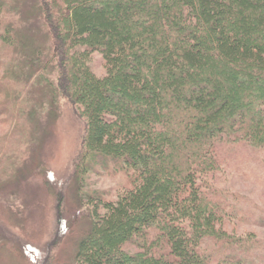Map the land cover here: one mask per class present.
<instances>
[{"label": "trees", "instance_id": "trees-1", "mask_svg": "<svg viewBox=\"0 0 264 264\" xmlns=\"http://www.w3.org/2000/svg\"><path fill=\"white\" fill-rule=\"evenodd\" d=\"M7 1L0 69L20 41ZM33 1L51 39L50 97L81 124L70 176L90 227L73 264H264V240L238 232L264 225V208L227 180L264 168V0ZM14 70L0 75L2 124L25 114ZM91 173L113 188H88Z\"/></svg>", "mask_w": 264, "mask_h": 264}, {"label": "rangeland", "instance_id": "rangeland-1", "mask_svg": "<svg viewBox=\"0 0 264 264\" xmlns=\"http://www.w3.org/2000/svg\"><path fill=\"white\" fill-rule=\"evenodd\" d=\"M9 2L8 16L20 41L12 59L3 56L0 75L12 63L23 84L20 107L24 105L25 114L19 124L0 123V264H73L78 242L90 227L75 176H70L81 124L63 99L55 101L57 111L50 97L56 80L49 61L51 39L41 16L34 13L38 12L32 8L34 1ZM91 65L102 73L97 54ZM31 72L33 77L27 81ZM227 180L231 190L250 196L264 208V168L258 160L231 171ZM86 181L91 189L114 186L102 173L88 174ZM57 193L63 196L58 212L52 197ZM238 232H251L264 240V225L238 226Z\"/></svg>", "mask_w": 264, "mask_h": 264}]
</instances>
